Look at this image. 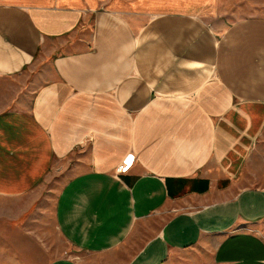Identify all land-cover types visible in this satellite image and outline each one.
Returning <instances> with one entry per match:
<instances>
[{"label":"crops","instance_id":"obj_1","mask_svg":"<svg viewBox=\"0 0 264 264\" xmlns=\"http://www.w3.org/2000/svg\"><path fill=\"white\" fill-rule=\"evenodd\" d=\"M92 3L0 0V198L70 169L48 264H264V17Z\"/></svg>","mask_w":264,"mask_h":264},{"label":"rangeland","instance_id":"obj_2","mask_svg":"<svg viewBox=\"0 0 264 264\" xmlns=\"http://www.w3.org/2000/svg\"><path fill=\"white\" fill-rule=\"evenodd\" d=\"M91 1L93 6L102 1V5L115 9L127 6L126 0ZM167 2L168 6L180 5L179 0H150L152 13L165 10ZM183 2V8H193L216 28L251 16L264 17V0H196L193 5L191 0ZM70 175V169L56 170L33 193L21 198H0V224L8 226L0 229V264H48L70 253L72 248L59 233L54 219L57 193Z\"/></svg>","mask_w":264,"mask_h":264}]
</instances>
